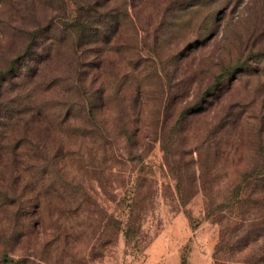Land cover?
Listing matches in <instances>:
<instances>
[{
	"label": "rangeland",
	"instance_id": "rangeland-1",
	"mask_svg": "<svg viewBox=\"0 0 264 264\" xmlns=\"http://www.w3.org/2000/svg\"><path fill=\"white\" fill-rule=\"evenodd\" d=\"M10 64L0 264H264V0H0Z\"/></svg>",
	"mask_w": 264,
	"mask_h": 264
},
{
	"label": "trees",
	"instance_id": "trees-1",
	"mask_svg": "<svg viewBox=\"0 0 264 264\" xmlns=\"http://www.w3.org/2000/svg\"><path fill=\"white\" fill-rule=\"evenodd\" d=\"M124 15L126 14L123 11H119V10L117 11H113V10L97 11L95 14V17L92 18L93 20L91 21L89 25L79 24L76 17H73L71 19V22L68 24L69 25L68 27L72 32L77 33V35H75L77 38L83 39L84 42L96 41L98 39H102L103 37L102 34L104 33V30L99 31L98 35L91 34V33L87 34L86 32L87 30L91 28V25L100 24L101 28L107 29L109 33L108 34L106 33L104 35V37H107L109 34H111L112 32L118 29V26L121 24V21L123 20ZM31 42L32 40H29L26 43L24 50L21 52L20 55H17V57L15 58V61L20 59L21 56H24L28 52V49L31 46ZM11 67H12V64L8 65V67L4 71L0 72V76H2L3 78H5L6 76L9 77V75L7 74L10 71ZM77 81L78 82L76 84V88L79 90V91L77 90L79 94H77L76 96L77 97L76 105L78 108L79 115L83 116L81 120L83 121L84 125L87 127V130H89L90 133H94L99 138H104L105 136L103 135V131H105V129L103 128L101 124V119L100 118L96 119L95 114H94L95 112L102 110L106 105V96L104 94V90L101 87H96L90 92L86 94H82L81 92L83 91V85H82L83 80L81 77H78ZM191 109L192 110H190L189 113L199 111L198 108H195V109L191 108ZM44 111H45L44 108L38 110L37 115ZM184 113H188V112H186L185 110H180L178 118H181V114H184ZM96 115L98 116L99 113ZM3 124H4L3 122L0 123V125H3ZM35 149L36 151H40L38 150L37 146H35ZM2 194L5 195L4 193ZM20 206L21 205L19 203V207Z\"/></svg>",
	"mask_w": 264,
	"mask_h": 264
}]
</instances>
